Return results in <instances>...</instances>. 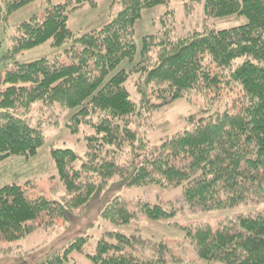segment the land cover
<instances>
[{
  "label": "trees",
  "instance_id": "obj_1",
  "mask_svg": "<svg viewBox=\"0 0 264 264\" xmlns=\"http://www.w3.org/2000/svg\"><path fill=\"white\" fill-rule=\"evenodd\" d=\"M34 1L0 0V12L6 16ZM170 1L114 0L119 9L112 19L76 38L67 26V14L92 0H65L14 27L12 55L45 42L55 48L68 41L71 45L65 49L66 64L40 59L5 70L0 161L33 157L45 141L43 120L33 126L32 112L42 117L56 107L73 112L66 123L72 134L84 128L85 151L75 168L78 156L73 150L51 148L64 192L60 200L28 199L24 187L16 184L0 188V241L23 240L39 229L54 233L60 219L71 223L89 210L107 223L124 225L139 217L165 221L183 209L211 211L264 202V0H183L187 14L202 2V29L178 34L171 23L163 24L142 38L131 70L113 74L123 61L134 62V28L142 10ZM229 16L244 17L246 23L224 30L208 25L211 19ZM133 72L139 80L136 101L124 86ZM235 91L239 97L231 109L191 115L180 132L157 145L138 130L153 112L176 100L200 97L212 103ZM35 103L40 106L33 110ZM148 187H180L182 203L165 209L146 200L131 208L120 194ZM178 229L202 260L264 264V210L218 228ZM87 241L76 235L58 245L15 249L7 259L12 264H79L73 255L84 256ZM148 241L139 234L106 233L86 255L85 264H194L175 258L165 240L151 246ZM4 250L0 253L8 254Z\"/></svg>",
  "mask_w": 264,
  "mask_h": 264
},
{
  "label": "rangeland",
  "instance_id": "obj_2",
  "mask_svg": "<svg viewBox=\"0 0 264 264\" xmlns=\"http://www.w3.org/2000/svg\"><path fill=\"white\" fill-rule=\"evenodd\" d=\"M64 1L35 0L6 16L0 12L1 89L5 87L3 84L5 70L15 63L22 64L40 59L57 60L62 64L69 62L65 49L71 45V41L57 48L52 47L49 42H45L15 55L11 53V34L17 24L27 21L33 16L40 17L45 13L46 9ZM92 1L93 4L86 2L82 8L67 14V26L75 38L102 27L112 19L119 9L114 0ZM183 2V0H171L168 5L142 10L141 17L134 28V39L137 47L134 62L123 61L113 74L120 70L130 71L139 59L142 38L155 34L161 29L163 24L171 23L178 34L202 29L204 19L202 2L194 6V11L191 14L186 13ZM245 23L246 19L240 16L216 18L208 21V25L216 30L234 28ZM137 81H139L138 74L133 72L130 73L127 82L124 84L130 99L133 101H136L135 83ZM237 97H239V94L235 91L227 95L223 94V97L212 100V103H206L200 97L181 98L153 112L150 118L145 119L147 125L152 123L150 131L145 123L139 126L138 130L140 133L141 131L146 132V139L157 145L164 138L180 132L185 127V119L187 117L194 114L205 116L215 110L231 109L232 101ZM39 106L38 103L33 104V110H36ZM200 110L207 112L199 113ZM32 113L33 126L38 121L43 120L42 134L45 142L31 158L25 159L24 157L13 156L0 161V188L5 185L16 184L24 187L25 196L28 199H36L39 196H43L52 200H60L64 192L56 177L50 150L51 148L73 150L78 156L74 167L79 168L85 151L84 128L82 127L77 134H72L66 127V123L73 112L61 111L58 107L46 111L42 117H39L35 111ZM133 127H135V124H133ZM122 192L120 194H122L124 200L131 208H135L137 202L148 200L151 204H157L167 209L180 206L183 199L180 187L131 188ZM263 210L264 202L245 203L232 208L211 211L183 209L165 221H150L139 217L137 220L124 225L107 223L97 216L94 210H89L87 214L72 220L71 223L70 221L65 223V220L60 219L58 221L59 229L54 233H47L39 229L23 240L0 241V250L5 249L4 251H8V254L0 253V259L5 257L4 260H0V264H12L13 260L7 259V255L12 258L16 250L28 251L41 245H58L62 239H71L76 235L88 237V241L83 248L85 257L79 254L73 255L77 263L85 264L88 262L86 255L94 251L97 240L106 233H116L125 236L139 234L145 240L149 239L151 241H148V246L162 239L169 245L175 258L192 261L194 264H220L200 259L196 254L195 248L183 237L178 226L209 225L212 228H218L241 215L256 214Z\"/></svg>",
  "mask_w": 264,
  "mask_h": 264
}]
</instances>
